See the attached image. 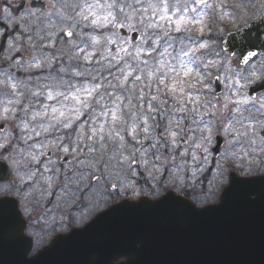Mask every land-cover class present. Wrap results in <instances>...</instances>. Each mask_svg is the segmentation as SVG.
Returning a JSON list of instances; mask_svg holds the SVG:
<instances>
[{
	"label": "snow or ice",
	"instance_id": "6c2138e0",
	"mask_svg": "<svg viewBox=\"0 0 264 264\" xmlns=\"http://www.w3.org/2000/svg\"><path fill=\"white\" fill-rule=\"evenodd\" d=\"M258 185L264 0H0V246L26 242L20 264L115 208L198 216Z\"/></svg>",
	"mask_w": 264,
	"mask_h": 264
},
{
	"label": "water",
	"instance_id": "95a60500",
	"mask_svg": "<svg viewBox=\"0 0 264 264\" xmlns=\"http://www.w3.org/2000/svg\"><path fill=\"white\" fill-rule=\"evenodd\" d=\"M25 245L0 246V264H20ZM92 252L109 258L99 264L121 254L129 264H264V199L230 197L198 216L171 203L115 208L83 232L58 236L31 264H94Z\"/></svg>",
	"mask_w": 264,
	"mask_h": 264
},
{
	"label": "flooded vegetation",
	"instance_id": "af4514ba",
	"mask_svg": "<svg viewBox=\"0 0 264 264\" xmlns=\"http://www.w3.org/2000/svg\"><path fill=\"white\" fill-rule=\"evenodd\" d=\"M56 235V233H53V234H50V235H48V236H45L43 239H41L38 243H37V241L35 240V239H33L32 240V247L33 248H36V247H39V248H41V247H43V246H45L54 236ZM27 246L25 245V248H26ZM0 250H1V248H0Z\"/></svg>",
	"mask_w": 264,
	"mask_h": 264
},
{
	"label": "clouds",
	"instance_id": "9594fccd",
	"mask_svg": "<svg viewBox=\"0 0 264 264\" xmlns=\"http://www.w3.org/2000/svg\"><path fill=\"white\" fill-rule=\"evenodd\" d=\"M56 101H57V104H58V105L61 104V103H64V104H66V105H68V106H70V105L73 104V102H72L71 100H67V101H65L64 98H63L62 96L57 97V98H56ZM65 111H66V112H67V111H70V108H69V107H66V108H65Z\"/></svg>",
	"mask_w": 264,
	"mask_h": 264
}]
</instances>
